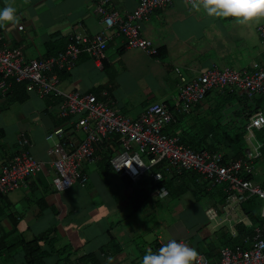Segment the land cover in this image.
<instances>
[{
  "label": "crops",
  "instance_id": "crops-1",
  "mask_svg": "<svg viewBox=\"0 0 264 264\" xmlns=\"http://www.w3.org/2000/svg\"><path fill=\"white\" fill-rule=\"evenodd\" d=\"M100 1L108 2L106 9L129 13L139 0H0V8L11 4L19 16L15 24L0 26V45L18 49L25 61L55 56L71 42L73 34L82 32L91 36L100 32L103 25L96 13ZM191 5L174 0L141 24L142 36L161 51L159 58L158 54L152 58L141 51L125 50L120 39H112L105 48L101 69L89 57L80 55L71 70L56 73L57 88L66 93L92 94L107 102L114 114L135 120L152 103H165L172 109L178 88L175 68L191 78L211 67H229L230 62L249 60L243 67L248 71L264 64L260 50L254 58L239 53L260 44L256 26L237 24L232 18L209 17ZM25 92L22 102L10 103L6 96H0V168L17 152L16 140L20 135L29 142L24 150L43 162L44 167L41 173L28 179L27 188L0 198V234L14 225L18 234L29 241L51 231L58 249L68 247L64 253L70 259L74 253L82 256L94 253L99 264H140L147 251L156 252L169 239L184 242L197 254L215 262L222 248H233L228 246L227 239L237 236V228L247 229L243 224L232 231L227 228L217 231L210 226L205 212L208 208L219 211L224 187L205 191L195 185L193 172L169 168L162 174L164 183L159 186L142 180L127 187L122 177L111 168L104 169L96 157L95 162L83 167L85 183L64 191L54 190L52 182L56 174L47 165L50 143L45 137L58 126L53 115L55 109L51 108L49 98L39 99L32 91ZM223 96L228 97L211 92L189 113H175L174 122L178 115L179 127L208 121V114ZM232 104L223 107L222 122L239 123L242 119L233 118L241 112V105ZM173 128L167 127L168 135ZM73 137L79 139L81 135ZM113 175L117 178H112ZM135 190H144L149 195L137 210L130 200ZM190 193L196 196L194 201L190 198L186 203L173 201ZM247 247L249 244H244Z\"/></svg>",
  "mask_w": 264,
  "mask_h": 264
},
{
  "label": "built area",
  "instance_id": "built-area-1",
  "mask_svg": "<svg viewBox=\"0 0 264 264\" xmlns=\"http://www.w3.org/2000/svg\"><path fill=\"white\" fill-rule=\"evenodd\" d=\"M192 4V0H183ZM174 0H139L129 13H119L106 9L107 1H100L96 8L101 16L102 29L98 34H73L71 42L55 56L25 61L18 49L0 45V96L5 97L10 90V82L25 83V90L32 91L37 98L51 100L54 119L64 123L54 127L45 137L50 143L46 154L50 157L47 165L56 174L52 185L54 190L64 191L78 183H85L87 177L84 165L96 161L97 147L114 142L117 149L109 159L111 170L120 177H127L134 185L142 180L158 184L162 174L153 169L161 165L166 173L169 168L176 171L194 172L209 188L224 187V203L219 211L208 208L207 221L214 230L224 228L232 231L238 224L252 229V236L246 237L244 244L249 247L234 246L222 248L218 259L210 262L203 254H198L194 264H264V188L255 184L247 176L255 175L261 144L254 132L264 128V115L259 108L246 118L244 125L247 149L245 157L237 161L224 162L222 154L193 151L179 143L178 137L164 132L174 123V114L190 112L209 93L219 95L235 94L248 102L264 97V64L255 70L243 68L236 71L230 67H211L187 78L179 68L177 93L172 99V109L165 103H152L135 120L114 114L107 102L92 94L66 93L57 88V72L69 71L80 55L89 57L94 66L102 68L106 58L105 48L112 39H120L121 48L137 50L146 56L156 58L157 48L145 39L141 24L156 10L166 8ZM256 32L264 49V18L256 27ZM2 37L0 35V43ZM243 115H246L244 113ZM245 119V116H244ZM74 134L81 138L73 139ZM17 152L0 168V195L5 196L19 188H27L28 179L41 173L44 164L35 160L25 147L28 140L20 135ZM157 195L160 194L156 192ZM255 197L260 203V225L254 226L241 212L240 205ZM233 224V226H232ZM233 234V233H232ZM63 264V263H62ZM69 264H79L71 259Z\"/></svg>",
  "mask_w": 264,
  "mask_h": 264
},
{
  "label": "trees",
  "instance_id": "trees-1",
  "mask_svg": "<svg viewBox=\"0 0 264 264\" xmlns=\"http://www.w3.org/2000/svg\"><path fill=\"white\" fill-rule=\"evenodd\" d=\"M161 55V51L158 50V58ZM64 72V71H63ZM61 73V72H60ZM1 81V79H0ZM10 82V90L5 95L8 102H22L26 98L25 83H14L12 80H6ZM20 93V96H19ZM210 94V93H209ZM228 97H219L217 107L212 109L208 114V121L200 123L190 127H179V118H175V122L170 126L173 128L172 136L178 137L179 143L193 151L200 152L206 151L211 154H222L224 162L237 161L245 157V151L247 145L245 142V121L248 116L255 112L256 108L264 106V97L253 99L252 102H248L245 98H239L235 94H227ZM231 99V100H230ZM231 101L241 105V111L238 115L235 113V117H242L240 122L236 124L235 121L222 122V109L225 104L233 105ZM200 104V103H199ZM198 104V105H199ZM235 104V103H234ZM197 107V105H196ZM189 113V112H188ZM246 113V115H243ZM245 116V119H244ZM64 121H57L58 125H62ZM179 129V130H178ZM167 127L164 130L165 133ZM179 131V133H178ZM170 135V134H169ZM255 138L261 144L260 157L257 160L256 165L262 168V180L260 186L264 188V128L254 132ZM117 149V144L114 142L110 146L102 143L97 147L96 157L98 162L101 163L104 169H109V159ZM153 171H159L161 174L164 171L161 169V165L156 166ZM193 180H196L198 187L203 188L205 191H211L209 184L203 182L200 176L196 173H191ZM253 177L247 176L246 179H252ZM125 186H131V181L127 177L121 178ZM164 181V180H163ZM160 182L157 185L163 184ZM199 181V182H198ZM157 186V187H158ZM148 193L144 190H135L131 195V204L134 209H138L144 202L148 200ZM4 196L0 195V198ZM225 196L222 195V201L224 203ZM258 205V199L252 197L246 202L240 205L241 212L251 221L252 225L257 226L262 223L259 216L255 214V208ZM1 211V209H0ZM10 215H8L9 218ZM253 232L252 229H245L243 226L237 228V236L233 239H227L229 247L244 246V240L246 237L250 238ZM57 241L54 239L51 231H46L37 236H34L31 240H26L23 235L18 234L14 225L11 226V230L0 234V264H69L71 262L70 257L66 256V248H57ZM71 256V254H69ZM74 253V260L78 262H85L87 264H99V260L94 253L82 256ZM14 257L16 258L14 260Z\"/></svg>",
  "mask_w": 264,
  "mask_h": 264
},
{
  "label": "clouds",
  "instance_id": "clouds-1",
  "mask_svg": "<svg viewBox=\"0 0 264 264\" xmlns=\"http://www.w3.org/2000/svg\"><path fill=\"white\" fill-rule=\"evenodd\" d=\"M191 7L203 10L209 17L232 18L242 25L264 18V0H192ZM18 19L17 10L11 4L0 8V26L15 24ZM197 255L186 243L169 239L156 252L147 251L140 264H194Z\"/></svg>",
  "mask_w": 264,
  "mask_h": 264
},
{
  "label": "rangeland",
  "instance_id": "rangeland-1",
  "mask_svg": "<svg viewBox=\"0 0 264 264\" xmlns=\"http://www.w3.org/2000/svg\"><path fill=\"white\" fill-rule=\"evenodd\" d=\"M263 20V18H260V19H257V20H255V21H253V22H251V25H252V27H254V26H258L260 23H261V21ZM256 38V37H255ZM260 43V42H259ZM258 50H260L261 51V53H262V58L264 59V49H262L261 48V44H255L254 46H252V49H245V51L244 52H239V53H241V54H244V56L245 55H247V54H250V56H252V58H254L255 57V54H259V52H258ZM229 58V57H228ZM249 62V60H247V61H243V63H242V61H237V62H230L229 63V67L230 68H232V69H234V70H236V71H241L242 69H243V67L247 64ZM205 99V98H204ZM203 99V100H204ZM202 100V101H203ZM260 110H261V112L263 113V115H264V106H262L261 108H260ZM234 118V117H233ZM233 118H231V116L229 117V119H233ZM239 122H240V120H239ZM237 124V123H236ZM253 178L251 179L252 180V182L253 183H255V184H260V182H261V180H262V168H260L259 166H257L256 165V168H255V175L254 176H252ZM112 178H117L115 175H113V177ZM219 188H221V186H218ZM218 187H216V188H218ZM19 189H21V188H19ZM19 189H17V191H19ZM16 191V190H15ZM191 199L192 201H194L195 200V198H196V196L195 195H193L192 193H190V194H187L186 196H185V198H180V199H178V198H175V199H173V201L175 202V203H178V202H180V203H186L187 202V200L188 199ZM260 207H261V203H260V201L258 200V205H257V207L255 208V214L257 215V216H259V214H260ZM27 235V237H30V234L29 233H27L26 234ZM56 249H57V246H56ZM16 258L14 257V260H15ZM16 261V260H15Z\"/></svg>",
  "mask_w": 264,
  "mask_h": 264
}]
</instances>
